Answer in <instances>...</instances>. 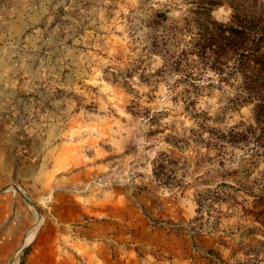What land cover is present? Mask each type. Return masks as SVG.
Returning <instances> with one entry per match:
<instances>
[{
    "label": "rangeland",
    "instance_id": "374dc122",
    "mask_svg": "<svg viewBox=\"0 0 264 264\" xmlns=\"http://www.w3.org/2000/svg\"><path fill=\"white\" fill-rule=\"evenodd\" d=\"M204 1L0 0V264H264L255 71Z\"/></svg>",
    "mask_w": 264,
    "mask_h": 264
},
{
    "label": "trees",
    "instance_id": "16d2710c",
    "mask_svg": "<svg viewBox=\"0 0 264 264\" xmlns=\"http://www.w3.org/2000/svg\"><path fill=\"white\" fill-rule=\"evenodd\" d=\"M204 2L209 4L213 1ZM235 2L234 7L239 14H232L228 25L220 24L223 31L206 37L202 45L214 57H227L230 51L237 49L247 54L244 64L248 70L255 72L237 77L236 104L254 103L258 124L262 126L258 136L264 146V0Z\"/></svg>",
    "mask_w": 264,
    "mask_h": 264
},
{
    "label": "clouds",
    "instance_id": "9594fccd",
    "mask_svg": "<svg viewBox=\"0 0 264 264\" xmlns=\"http://www.w3.org/2000/svg\"><path fill=\"white\" fill-rule=\"evenodd\" d=\"M210 15L212 19L215 20L217 23L222 24V25H228L231 22L232 9L225 5H221V6L214 8L211 11ZM207 75L211 77L214 74L213 72L209 71Z\"/></svg>",
    "mask_w": 264,
    "mask_h": 264
},
{
    "label": "bare ground",
    "instance_id": "6f19581e",
    "mask_svg": "<svg viewBox=\"0 0 264 264\" xmlns=\"http://www.w3.org/2000/svg\"><path fill=\"white\" fill-rule=\"evenodd\" d=\"M33 232H35V230H33ZM11 264H17V260L13 261Z\"/></svg>",
    "mask_w": 264,
    "mask_h": 264
}]
</instances>
